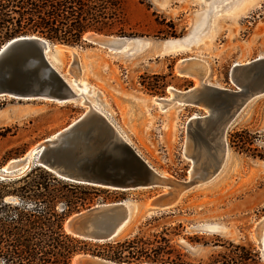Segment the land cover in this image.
<instances>
[{
  "label": "rangeland",
  "instance_id": "rangeland-1",
  "mask_svg": "<svg viewBox=\"0 0 264 264\" xmlns=\"http://www.w3.org/2000/svg\"><path fill=\"white\" fill-rule=\"evenodd\" d=\"M122 7V33L97 34L142 41L141 48L111 53L85 39V32L75 44L50 41L55 67L66 80L86 86V98L108 111L110 122L151 167L189 187L168 208L148 214L147 202L166 188L108 189L106 200L89 207L130 201L131 218L114 241L164 231L183 264H218L233 245L252 248L258 264H264L257 237L264 232V93L250 99L226 128L224 156L214 134L232 104L223 93L236 90L232 68L264 59V0H122ZM184 39L192 41L186 49L163 53L168 41L181 45ZM190 57L206 64L198 91L210 112L152 101L170 97L169 87L185 91L196 85L192 77L178 73L179 61ZM84 110L77 100L0 96V130L9 129L0 139V158L6 152L10 156L2 166L42 144ZM194 114L207 117L188 122ZM191 166L197 173L188 180Z\"/></svg>",
  "mask_w": 264,
  "mask_h": 264
},
{
  "label": "water",
  "instance_id": "water-1",
  "mask_svg": "<svg viewBox=\"0 0 264 264\" xmlns=\"http://www.w3.org/2000/svg\"><path fill=\"white\" fill-rule=\"evenodd\" d=\"M97 35L101 37L95 39L96 44L113 48L118 52L132 40L127 37ZM51 46L48 39L33 34L12 38L2 45L0 96L40 97L55 102L79 101L81 95L52 63ZM231 74L236 90L223 93L227 97L231 96V108L214 127V134L222 145L223 156L226 151L225 131L235 114L250 99L264 93V59L234 66ZM183 92L181 95L187 102L209 106L198 90L187 89ZM38 152L34 161L29 162L28 169L35 165L41 166L57 177L73 183L115 191L163 188L169 183L120 137L108 117L94 108H86L54 138L44 139ZM7 166V171L3 170V166L0 167V178L22 174L18 171L17 163ZM186 184L188 183L181 182L182 188ZM154 197L146 204L147 214L153 210L168 208L176 202V196L165 198L163 204L156 202ZM131 211V203L128 200L99 204L69 215L64 221L63 228L67 233L88 241H111L122 234L131 218ZM258 246L263 250L261 243ZM71 263L127 264L83 253L74 255Z\"/></svg>",
  "mask_w": 264,
  "mask_h": 264
},
{
  "label": "trees",
  "instance_id": "trees-1",
  "mask_svg": "<svg viewBox=\"0 0 264 264\" xmlns=\"http://www.w3.org/2000/svg\"><path fill=\"white\" fill-rule=\"evenodd\" d=\"M123 21L122 0H0V46L32 34L75 44L89 31L120 34ZM8 131L0 130V139ZM9 157L6 152L0 158V167ZM108 193L61 179L37 165L18 176L0 178V264H72L80 253L116 263L183 264L170 239L162 236L164 231L92 242L64 230L71 213L106 200ZM221 257L218 264H258L260 259L243 245H233L231 254Z\"/></svg>",
  "mask_w": 264,
  "mask_h": 264
},
{
  "label": "bare ground",
  "instance_id": "bare-ground-1",
  "mask_svg": "<svg viewBox=\"0 0 264 264\" xmlns=\"http://www.w3.org/2000/svg\"><path fill=\"white\" fill-rule=\"evenodd\" d=\"M209 21V20H208ZM101 36L100 35H97L95 33H92V32H88L85 34L84 38L87 39L88 41H90L91 43L93 44H96L95 42V39L96 38H100ZM197 40V37L194 38V41ZM184 43L182 42L181 45H179L176 41V42H171V41H168L167 42V47L165 46L164 47V51L163 53H170V52H174V51H179V49H186L187 48V45L186 44H189L190 42H192L190 39L186 40L184 39ZM180 42V41H179ZM144 42L142 41H137V40H129V42L127 43V46H125L123 49L120 50V52H124V53H129V52H132V51H136V49H139L141 48L143 45ZM174 43V44H173ZM4 45V44H3ZM98 45V44H96ZM164 45V44H163ZM162 45V47H163ZM60 46H64V45H60ZM99 46V45H98ZM66 47V46H65ZM68 47V46H67ZM101 48H105L107 51H110L111 53L115 52L116 50L113 49V48H106L102 45H100ZM53 48H56L57 50H62L61 47H58V46H55L53 45ZM69 49L71 47H68ZM166 48V49H165ZM67 50V49H66ZM72 50V48L70 49ZM118 52V51H116ZM162 52V51H161ZM71 53H73L71 51ZM50 59L52 61L53 64H57V60H56V57L54 56L53 52L50 53ZM194 60L193 57H190V58H185V59H182L179 61L180 63V68H178V73L181 74V75H184V76H190L192 77V79L195 81L196 85L189 88L188 90L191 91V90H199L202 86L201 84L203 83L204 81V77H205V73H206V64L203 62L201 63L200 61H192ZM66 79V78H65ZM232 80V79H231ZM71 86L72 88L78 93L80 94V100L78 101L79 104H82V105H85L86 108H94L100 112H102L103 114L107 113L108 111H105L104 109H102L101 107H97L95 106V104L93 102H90L86 96H85V92H87L86 90V86L83 87L82 84H79L78 82L75 81V79L72 81L71 79L68 81L66 80ZM85 85V83H84ZM168 90L170 91V97L168 98H152V101H155V102H158L159 104H162V106H164L166 104V102L168 101H173L175 103H178L179 105H191V106H201L202 107H205L208 109V111L210 112L211 110H209V108L204 105V104H195V103H191V102H187L181 94H183L184 92L183 91H179V90H176L174 89L173 87H169ZM12 98H17V99H46V100H50L48 98H40V97H12ZM58 102V101H57ZM59 103V102H58ZM204 109V108H203ZM105 111V112H104ZM108 114V113H107ZM204 118V116L202 117H198L196 116L195 114L188 120L189 121H193V120H197V119H202ZM109 120V119H108ZM73 122V121H72ZM116 128V127H115ZM117 130V128H116ZM59 131H57L56 133H54L53 135H51L50 137H48L49 139H52L54 138V136L58 133ZM117 133L120 135V137L125 140L123 134L120 133L119 130H117ZM46 138V139H48ZM126 141V140H125ZM40 148V144L37 145L36 147H34L33 149H31L28 153H26L25 155H23L22 157L20 158H16V159H11L8 164H12V163H17L19 169V173H22L24 170L28 169V166H29V162L30 161H34V158L32 155H38V149ZM35 156V157H36ZM7 164V165H8ZM4 166L3 167V170H6L8 169V166ZM193 166H191V169L189 170L188 172V180H191L195 174L197 173L196 170L194 169V167L192 168ZM158 174L167 179L169 181L168 184L164 185V188H166V191L160 195H157L154 197L155 201L158 202V203H161L163 204V202H165V198L169 197V196H176V200L178 199L181 191L187 189L189 187V184H186V186L184 188H182L181 186V182H178V181H175L172 179V177H168L167 175H164L162 173H159ZM187 183V182H186ZM131 208L133 210V205H131ZM131 214H132V211H131ZM130 214V216H131ZM257 237L259 239V244L261 243L262 246H264V232L263 231H260L258 232L257 234ZM264 249V247H263Z\"/></svg>",
  "mask_w": 264,
  "mask_h": 264
}]
</instances>
